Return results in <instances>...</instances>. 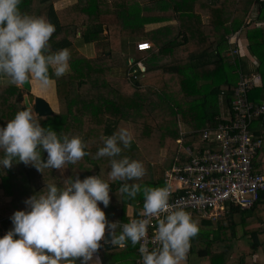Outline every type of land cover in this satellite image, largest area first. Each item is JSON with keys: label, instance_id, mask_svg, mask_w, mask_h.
Segmentation results:
<instances>
[{"label": "trees", "instance_id": "trees-1", "mask_svg": "<svg viewBox=\"0 0 264 264\" xmlns=\"http://www.w3.org/2000/svg\"><path fill=\"white\" fill-rule=\"evenodd\" d=\"M19 8L54 25L49 40L52 52L64 48L70 52L68 73L57 78L50 69L56 110L34 118L58 135L79 136L87 155L74 165L43 173L22 162L0 168L5 198L0 205V233L12 228L10 217L25 209L27 198L47 183L64 186L76 175L81 180L99 175L109 183L110 204L100 205L109 221L126 222L130 215L137 219L143 193L129 199L118 191L122 182L110 179L109 158L96 157L103 138L120 128L129 129L133 142L122 155L139 160L146 170L136 183L142 188L164 187L165 171L189 160L185 147L200 142L205 129L228 122L234 89L241 79L258 77L248 88L247 99L264 101V0H21ZM147 25L155 27L147 30ZM239 31H244L250 57L237 47L231 59L229 37ZM123 40L135 45L137 55L131 63L122 53ZM145 40L151 47L137 50L136 43ZM85 44L94 46L95 56L80 51ZM248 63L254 64L249 76L244 74ZM0 80L4 82L0 83V126H5L21 110L17 102L21 89L6 77ZM181 122L188 128L183 136ZM259 123H251L254 134L263 131ZM46 158L44 152L42 159ZM252 165L264 174V137ZM127 207L133 209L128 216ZM192 217L198 221L199 233L191 239L190 254L205 258L208 264H262L256 255L264 247V198L246 209L230 205L214 219ZM244 238L249 241L248 250L238 253L234 244ZM123 246L101 248L103 262L136 264L138 244L128 241Z\"/></svg>", "mask_w": 264, "mask_h": 264}, {"label": "clouds", "instance_id": "clouds-1", "mask_svg": "<svg viewBox=\"0 0 264 264\" xmlns=\"http://www.w3.org/2000/svg\"><path fill=\"white\" fill-rule=\"evenodd\" d=\"M21 0H0V76L10 84L25 85L35 79L47 88L52 76L70 71L67 48L52 52L49 40L55 31L43 16L21 12ZM133 135L120 128L103 138L96 157L110 160L109 177L121 181L118 191L134 199L143 193L139 219L127 223L109 221L105 211L110 204V185L99 175L81 180L78 175L64 186L47 183L43 190L27 198L24 210L10 217L12 228L0 237V264H101L98 255L103 244H139L141 264H182L186 262L191 239L199 233L198 221L182 206L170 204L165 187H141L136 183L146 173L142 162L122 155ZM79 136L62 134L42 126L29 108L19 110L0 126V168L22 162L43 173L76 164L87 153ZM46 152L47 158L42 159ZM46 189V190H44ZM155 219L154 241L147 244L149 221ZM107 232V237H106Z\"/></svg>", "mask_w": 264, "mask_h": 264}, {"label": "built area", "instance_id": "built-area-1", "mask_svg": "<svg viewBox=\"0 0 264 264\" xmlns=\"http://www.w3.org/2000/svg\"><path fill=\"white\" fill-rule=\"evenodd\" d=\"M151 45L149 41H139L136 49L147 50ZM257 81L254 75L241 79L234 89L228 122L205 129L201 141L206 146H187L189 160L175 163L165 171L163 182L170 190V204L182 206L192 216L214 219L230 205L246 209L264 198V174L257 173L252 165V157L263 143L264 101L257 103L247 99L248 88ZM253 120H260L261 133L251 131ZM131 219H134L132 215L122 223ZM155 226V219L150 220L146 238L150 249L156 246ZM136 264H141V256Z\"/></svg>", "mask_w": 264, "mask_h": 264}, {"label": "crops", "instance_id": "crops-1", "mask_svg": "<svg viewBox=\"0 0 264 264\" xmlns=\"http://www.w3.org/2000/svg\"><path fill=\"white\" fill-rule=\"evenodd\" d=\"M56 6H58V5H56ZM252 15H254V12L252 13ZM153 27H155V25L152 26L151 28H153ZM146 29L148 30L147 27H146ZM229 38L230 39H229L228 43L230 44V47H229V50H227V54H228V56L231 59H233L234 55H236L237 52H234V51H236V50L238 51L237 47L239 48V52L240 53L242 52V53L246 54L248 57H250V55L248 53V50L246 48V39H245L244 31L236 32L235 34H233ZM145 41H147V40H145ZM121 48H122V53H123V55H124L125 58L130 57L129 60H131V59L133 60L132 57H136L137 53L135 52L136 50H135V45H134L133 42L130 41V43H129L128 41H124L123 40L121 42ZM80 51L85 56H87V57H93L96 54L95 48H94V46L92 44H85V45L80 46ZM247 61L249 62V60H247ZM253 65L254 64H252V63H248L247 64V66H246V68L244 70V71H246V73H244L245 75L249 76L252 72H254V70H253V67L254 66ZM2 78L4 79L5 77H2ZM29 82H30V86H31V82L36 83L37 85L39 84L34 78L31 79ZM0 83L3 84L4 82H0ZM50 84H53V81H51ZM49 86L47 87V90H45L44 88H42V91L43 92H42L41 95H38L34 91L33 87L31 86V88H32L31 93H33L34 95L37 94L39 97L44 98L49 103V105H51L50 102L52 101V99L55 102H56V99H55L54 91H52L53 94L47 93L48 92V89L50 88ZM53 89H54V86H53ZM179 131H180V135L183 136L184 134H186L188 132V128L186 127V125L184 123L181 122L179 124ZM200 135H202V132H201ZM201 137L202 136H200V140H202ZM179 140H181V139H179ZM201 142L202 141L195 142L194 144H190V145H187V146H191V147H195L197 145L199 146ZM0 182H1V179H0ZM4 202H5V198H4V196H3V194L1 193V190H0V205H2ZM132 212H133L132 207H127L126 215L127 216L130 215V214H132ZM246 245L248 247V241H246L245 238L243 239V241H241V242L238 243V246L241 248V251H244L245 250L244 247ZM113 247H114V245H113ZM119 247H124V246H119ZM241 251H240V249L237 250L238 253H240ZM262 254H263L262 251L258 252V254L256 255V259L258 261H260L262 264H264V255H262ZM98 255L100 257L101 264H106V263L103 262L102 255L100 253H98ZM182 264H208V262H207V260L205 258H199L198 256H196L194 254H190L188 252V254H187V260H186V262H182Z\"/></svg>", "mask_w": 264, "mask_h": 264}, {"label": "water", "instance_id": "water-1", "mask_svg": "<svg viewBox=\"0 0 264 264\" xmlns=\"http://www.w3.org/2000/svg\"><path fill=\"white\" fill-rule=\"evenodd\" d=\"M105 29L107 28L105 27ZM30 90V82H27L25 85H21V90L17 95V102L21 105V110L29 108L32 111L34 117L51 115L53 113V109L51 108L49 103L44 98L33 95ZM3 235H5V233L1 232L0 237H2ZM101 248L110 249L113 248V245L103 244L102 242Z\"/></svg>", "mask_w": 264, "mask_h": 264}, {"label": "rangeland", "instance_id": "rangeland-1", "mask_svg": "<svg viewBox=\"0 0 264 264\" xmlns=\"http://www.w3.org/2000/svg\"><path fill=\"white\" fill-rule=\"evenodd\" d=\"M152 26H154V25H147V28L148 29H150ZM20 86V89H21V85H19ZM31 86L33 87V89H34V91L38 94V95H41L42 94V88L40 87V85L38 84H36V83H33V82H31ZM50 88L48 89V92L47 93H50V94H53V92L52 91H54V89H53V84H50V86H49ZM45 90H47V88H44ZM31 90H32V88H31ZM31 90H30V92H31ZM33 94V93H32ZM37 94H35L36 96H38ZM34 95V94H33ZM50 106H51V108L53 109V110H56V102L52 99V101L50 102ZM257 211V210H256ZM261 211V209H259L258 210V212H260ZM262 239H263V241H264V235L262 236ZM245 240L247 241V238H245ZM241 241H243V239L242 240H240V242ZM249 242V241H248ZM235 246H237V248L238 249H240V251H241V248L238 246V243L236 242L235 244H234ZM245 248V250H248V247H247V245L244 247ZM261 251H262V255H264V247L261 249Z\"/></svg>", "mask_w": 264, "mask_h": 264}]
</instances>
